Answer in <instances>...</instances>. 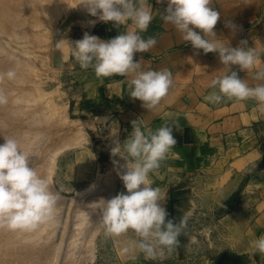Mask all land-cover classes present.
<instances>
[{
  "label": "rangeland",
  "instance_id": "1",
  "mask_svg": "<svg viewBox=\"0 0 264 264\" xmlns=\"http://www.w3.org/2000/svg\"><path fill=\"white\" fill-rule=\"evenodd\" d=\"M81 2L31 0V7L17 10L19 20L9 30L11 36L0 34V42L15 56L8 66H0V72H17L15 79L0 81V90L8 96V103L0 105V144L4 137L18 139L32 156L29 166L49 180L53 192L62 195L55 222L31 232L2 228L0 244L16 245L10 264H264V254L253 246L264 235L260 222L264 217V150L260 163L247 168L215 158L191 166L189 160L199 158L200 151L167 153L149 178L153 188L167 192L161 202L168 214L166 222L178 224L186 215L187 225L178 245L171 253L165 251L164 258L147 260L140 252L122 254L124 246L138 239L131 230L119 237L105 234L101 210L94 204L126 193L113 159L121 165L125 162L110 154L114 140L124 142L123 113L117 101H106L99 93L104 77H97L91 67L82 69L66 45L57 44L64 39L80 40L86 32L109 40L134 25L99 21ZM149 5L153 20L140 33L142 37L157 39L158 34L176 30L162 18L167 0H149ZM91 20L97 21L94 26ZM7 25L13 22L0 20V29ZM176 33L179 41L180 32ZM186 48L194 51L191 61L200 62L202 50L184 40L171 50ZM181 96L177 91L162 100L169 108ZM113 123L118 125L116 137L110 134ZM100 182L106 188L96 186Z\"/></svg>",
  "mask_w": 264,
  "mask_h": 264
},
{
  "label": "clouds",
  "instance_id": "2",
  "mask_svg": "<svg viewBox=\"0 0 264 264\" xmlns=\"http://www.w3.org/2000/svg\"><path fill=\"white\" fill-rule=\"evenodd\" d=\"M160 2V0H159ZM212 0H167L163 20L172 24L181 33L182 39L194 49L207 53H217L225 71L211 81V92L205 100L219 103L223 97L236 100L254 99L264 107V83L250 86L241 79L231 66H239L247 71L262 62L255 48L247 47L241 41L237 47L224 43L214 29L220 13L211 7ZM79 5L86 7L88 14L99 21L122 25L131 21L134 27L109 40H103L87 32L74 42L61 40L71 56L82 69L92 68L97 77L113 75H133L129 81L130 96L142 102L146 109L156 108L173 85L172 73L167 70H144L143 58L134 59L135 54L148 52L157 40L143 38L153 20L149 0H82ZM96 20L89 21L94 26ZM226 27L233 33L237 26L231 21ZM15 69L0 72V81L13 80ZM256 80L264 81V70L255 73ZM8 103V96L0 90V105ZM173 127L167 125L152 130L143 126L140 120L132 122V132L121 144L113 141L111 157H119L125 163L113 159L114 168L122 180L126 193H118L109 200L95 203L101 210L100 225L108 236L119 237L130 230L138 239L130 241L122 249V254L140 252L147 260L164 258L165 251L171 253L178 245V237L187 225L183 215L178 224L167 220V211L161 202L166 193L160 187L153 188L149 174L160 167L167 153L176 145ZM111 136L118 135V125L113 123ZM0 144V228L11 231L31 232L41 225L56 221L58 204L62 199L59 192H53L50 182L35 167H30V157L18 139L4 137ZM253 246L264 254V235L253 241Z\"/></svg>",
  "mask_w": 264,
  "mask_h": 264
},
{
  "label": "crops",
  "instance_id": "3",
  "mask_svg": "<svg viewBox=\"0 0 264 264\" xmlns=\"http://www.w3.org/2000/svg\"><path fill=\"white\" fill-rule=\"evenodd\" d=\"M210 6L220 13L214 29L218 38H223V42H229L232 47L247 41V47L255 48L262 57V62L253 69L241 71L239 66L233 65L231 70L237 71L250 86L264 83L254 78L257 71L264 70V0H212ZM227 21L237 26L235 33L225 26ZM177 39L176 30L158 34L153 48L134 56L143 58L144 70L167 69L172 73L173 85L167 95L182 92L180 98H175L173 107L165 106L164 98L156 108H144L141 101L130 96L132 74L113 75L112 79L104 77L102 80L103 91L99 93L104 95L106 101H117V107L123 113L121 120L124 127L121 130L124 140L132 132L133 121L140 120L143 126L153 131L167 125L173 127L172 134L177 141L170 150L175 155L177 151L179 155L185 150L200 151L199 158L195 156L189 160L191 166L212 158L218 162L228 159L231 164L246 168L256 166L264 150V107L254 99L223 97L219 103L205 100L211 92L217 91L210 84L223 74L224 66L217 53L205 54L202 50L200 62H192V49L171 50L176 42L183 41L181 33L179 41ZM147 57L158 60L144 59ZM183 127L188 129L184 131ZM260 222L264 223V217L260 218Z\"/></svg>",
  "mask_w": 264,
  "mask_h": 264
},
{
  "label": "bare ground",
  "instance_id": "4",
  "mask_svg": "<svg viewBox=\"0 0 264 264\" xmlns=\"http://www.w3.org/2000/svg\"><path fill=\"white\" fill-rule=\"evenodd\" d=\"M32 5L33 4L31 3V0H0V20H2V21L11 20L13 22V25H11L10 27H8V25H7L5 28L0 29L1 30L0 34H4V35L7 34V35L11 36L10 35L11 33L9 34V32H11V31H9V30L14 29L16 27L15 24L19 20V15H17V10L18 9L25 10L26 8H29ZM1 39H4V38H1ZM13 57H15V56H14L13 52L11 53L9 47L4 45L2 42H0V66H2V67L8 66L9 63H11L13 61ZM44 57H45V55H44ZM49 60H51V59H49ZM101 183L103 184V182H100V183L96 184V186L100 185ZM107 186H111V183H110V185L108 183ZM102 187L106 188L105 185H100L101 190L103 189ZM100 188H98V189H100ZM98 189H96V190L99 192L100 190H98ZM107 189H108V187H107ZM96 190L93 191L94 194H96L95 193ZM109 191H110V188H109ZM104 192H106V191L104 190ZM110 196H111V194H110ZM108 199H109V197H108ZM90 208L92 209V207H90ZM91 209H90V212H91ZM2 230L3 229L1 228L0 232H2ZM11 244L9 242L4 243V246H2L0 244V264H10V257H12V253H13L12 251L16 247V245L14 243H11ZM13 244L15 246H13Z\"/></svg>",
  "mask_w": 264,
  "mask_h": 264
}]
</instances>
